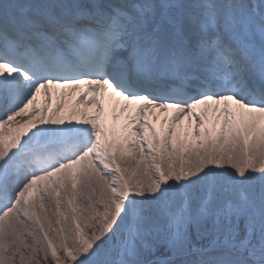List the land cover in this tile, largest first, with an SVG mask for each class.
<instances>
[{"label": "snow or ice", "instance_id": "6c2138e0", "mask_svg": "<svg viewBox=\"0 0 264 264\" xmlns=\"http://www.w3.org/2000/svg\"><path fill=\"white\" fill-rule=\"evenodd\" d=\"M0 264H264V0H0Z\"/></svg>", "mask_w": 264, "mask_h": 264}, {"label": "bare ground", "instance_id": "6f19581e", "mask_svg": "<svg viewBox=\"0 0 264 264\" xmlns=\"http://www.w3.org/2000/svg\"><path fill=\"white\" fill-rule=\"evenodd\" d=\"M27 117L25 116V117H22V118H18V119H26Z\"/></svg>", "mask_w": 264, "mask_h": 264}]
</instances>
